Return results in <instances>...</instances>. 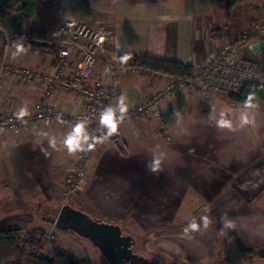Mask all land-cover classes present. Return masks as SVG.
Masks as SVG:
<instances>
[{
  "label": "crops",
  "instance_id": "obj_1",
  "mask_svg": "<svg viewBox=\"0 0 264 264\" xmlns=\"http://www.w3.org/2000/svg\"><path fill=\"white\" fill-rule=\"evenodd\" d=\"M179 1L59 0L56 8L45 9L38 22L26 25L27 33L34 31L35 36L23 37L42 45L34 42L33 48L22 50L24 42L5 32L0 66L19 59L33 69L50 65L53 53L45 42L58 40V11L63 10L66 18L75 21L99 17L102 21L96 20L114 33L106 51L109 56L110 48L116 61L130 54L193 67L225 41H236L263 6L262 0L256 4L245 0L242 20H235L232 14L239 4L227 14L218 0H192L193 15L181 20L176 10ZM259 18L264 23V15ZM242 59L258 66L260 80L264 38L251 40ZM102 71L99 62L94 77H101ZM168 75L150 70L122 73L121 95L127 98V108L168 86ZM41 96L38 85L18 81L1 109L13 113L26 106L30 114ZM51 103L59 113L73 114L79 108L74 95H61ZM165 107L168 135L142 124L129 127L123 141L96 148L88 162L84 191L77 197L78 209L119 224L124 232V223L133 232L138 226L146 232L155 229L164 238L155 245L178 263L264 264V104L244 107L221 93L207 105L185 91ZM245 112L248 121L242 123ZM221 115L230 127L217 125ZM70 130L58 123L0 134V230L28 231L38 226V220L48 219L42 215L53 214L64 191V176L75 161V152L63 144ZM154 158L159 164L152 171L148 165ZM193 218L200 227L186 233L184 228ZM224 219L233 221L232 226L225 227Z\"/></svg>",
  "mask_w": 264,
  "mask_h": 264
},
{
  "label": "built area",
  "instance_id": "obj_2",
  "mask_svg": "<svg viewBox=\"0 0 264 264\" xmlns=\"http://www.w3.org/2000/svg\"><path fill=\"white\" fill-rule=\"evenodd\" d=\"M58 16V40L45 42L53 53L50 65L33 69L25 60L19 59L0 66V134H16L35 125L48 128L58 123H65L72 129L78 121L85 119L89 131L99 137L102 135L98 119L101 110L108 105L116 106L121 96L119 76L129 70L134 74L148 70L141 66V61L124 66L107 55L106 48L114 33L101 21L68 19L63 10L58 11ZM8 34L24 42L20 47L22 50L33 48L34 42L39 44L33 39ZM263 38L264 25L253 21L248 29L241 31L236 41H225L218 50L209 53L205 61L194 65L191 76L167 74L171 83L128 107L115 133L104 140L93 141L90 138L93 147L75 152L73 168L63 179L65 199L83 189L88 162L103 143L123 141L129 127L148 123L154 130L168 135L169 112L165 105L177 93L191 92L207 105L221 93L242 97L245 87L258 80L260 71L257 65L242 59L243 50L251 40ZM99 62L103 63V71L101 77L95 78L94 71ZM18 81L34 83L42 92V96L33 103L32 112L23 118H18L17 112L8 113L1 109L2 100ZM61 95H74L78 100V110L73 114L59 113L51 101Z\"/></svg>",
  "mask_w": 264,
  "mask_h": 264
},
{
  "label": "trees",
  "instance_id": "obj_3",
  "mask_svg": "<svg viewBox=\"0 0 264 264\" xmlns=\"http://www.w3.org/2000/svg\"><path fill=\"white\" fill-rule=\"evenodd\" d=\"M37 0H0V41H5V32L14 33L19 36L34 37L35 32L27 33L26 25L36 16ZM48 9L58 6L59 0H43ZM245 0H218L223 4L227 14L238 4ZM264 6V0H262ZM249 28V27H248ZM247 28V29H248ZM220 31H214L213 35L218 36ZM119 56L120 64L124 66L134 65L141 61V66L145 69L189 77L192 75L193 67L181 63H174L167 60L153 59L148 57H138L130 55L124 61ZM231 102L244 107L252 108L264 104V85L258 79L248 84L242 97H230ZM42 243L38 235L31 233L24 239L20 230H0V264H77L73 258L61 248H55L51 257L41 255ZM34 248L36 252H28V247ZM248 256H254L249 254Z\"/></svg>",
  "mask_w": 264,
  "mask_h": 264
},
{
  "label": "rangeland",
  "instance_id": "obj_4",
  "mask_svg": "<svg viewBox=\"0 0 264 264\" xmlns=\"http://www.w3.org/2000/svg\"><path fill=\"white\" fill-rule=\"evenodd\" d=\"M257 0H250V4H256ZM263 4V2H262ZM192 0H180L179 5L176 7V10H178L180 13L178 16H180V19L183 20L189 15L192 16L195 9H193ZM172 7V6H171ZM36 16L33 19L34 22H38L40 18L43 16V13L45 12V9L47 8L43 0H37L36 1ZM256 16L252 18L250 22L257 21L260 24L264 25V23L261 21L262 19L259 18L261 15H264V6L260 5V8L257 9ZM245 11V5L239 4L233 11V16L235 20H242V14ZM255 11V9L253 10ZM99 19V17H95V20ZM86 21H94V19H87ZM102 21V20H101ZM247 29V28H246ZM109 48V56L111 58H114L112 53H110ZM260 81L264 85V74H261ZM224 94V93H223ZM228 98H230L227 94H225ZM87 179V176H86ZM86 181V180H85ZM84 186V184H83ZM64 188V187H63ZM83 189L76 195L71 196L69 199H65L64 197V191L62 193V196H60V203L58 204L57 208L53 211L52 215L44 214L45 220L47 218H53L57 217L59 211L64 205H71L74 208L78 209L79 202L77 197L80 196L83 193ZM80 210V209H79ZM47 212V211H46ZM32 219V217H28V219ZM34 219H36L34 217ZM134 221L137 222V219ZM37 227L32 226L28 231H21L22 236L24 239L28 238V235L31 233H34L38 235V238L43 241L42 243V249H41V255L43 257H51L53 255V251L55 248H61L64 252H66L68 255H70L73 260L77 264H108V262L101 256L100 252L93 247L91 243H89L86 240H83L81 238H78L77 236L58 231L55 226L51 223H49L47 220L43 221L40 219V221H37ZM130 225H127V223H124L125 232L131 234L135 240V251L138 254L147 256L152 259L160 260L162 263H168V264H185V263H178V261L173 260L169 254H167L165 249H159L155 244L157 243H163L164 240L163 236L161 237V233H157V231L154 229L152 231H143L141 227H137V230L133 232V230H129L128 227ZM134 229V228H133ZM153 245H150L152 243ZM156 246V247H155ZM37 250L34 248L28 247V252H36Z\"/></svg>",
  "mask_w": 264,
  "mask_h": 264
},
{
  "label": "water",
  "instance_id": "obj_5",
  "mask_svg": "<svg viewBox=\"0 0 264 264\" xmlns=\"http://www.w3.org/2000/svg\"><path fill=\"white\" fill-rule=\"evenodd\" d=\"M259 43L254 50H259ZM47 221L58 231L88 241L108 264H166L134 251L136 240L123 231L121 225L96 219L71 205H64L57 217Z\"/></svg>",
  "mask_w": 264,
  "mask_h": 264
},
{
  "label": "clouds",
  "instance_id": "obj_6",
  "mask_svg": "<svg viewBox=\"0 0 264 264\" xmlns=\"http://www.w3.org/2000/svg\"><path fill=\"white\" fill-rule=\"evenodd\" d=\"M130 54H125L123 57H120L121 60L126 61L129 58ZM127 98L124 95H121L118 98V104L116 106L108 105L104 107L100 114H99V128L102 131V135L99 137L93 135L88 127H87V120H80L78 121L73 128L68 131L65 135V138L63 140L64 146L67 148V150L72 153L76 151H84L86 149H90L93 147V144L90 143V138L93 141L96 140H104L107 139L109 136H111L113 133H115L118 129V125L124 120V113L127 109L126 104ZM18 118H23L24 116L28 115L27 107H21L20 110L16 113ZM240 120L242 123H247L248 121V114L242 113ZM217 125L220 127H230V122L223 118V115H221V118L216 121ZM159 164V160L153 159V161L149 162V169L152 171L156 170L157 165ZM225 227H230L233 224V221L224 219L223 221ZM204 227L208 226L207 217L204 218ZM200 227V225L197 223L195 218L190 220L188 224L185 226L184 231L187 233L189 231L197 230Z\"/></svg>",
  "mask_w": 264,
  "mask_h": 264
},
{
  "label": "flooded vegetation",
  "instance_id": "obj_7",
  "mask_svg": "<svg viewBox=\"0 0 264 264\" xmlns=\"http://www.w3.org/2000/svg\"><path fill=\"white\" fill-rule=\"evenodd\" d=\"M134 251H135V247H134ZM136 252V251H135Z\"/></svg>",
  "mask_w": 264,
  "mask_h": 264
}]
</instances>
